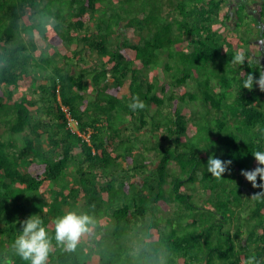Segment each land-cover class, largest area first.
I'll use <instances>...</instances> for the list:
<instances>
[{
  "label": "trees",
  "instance_id": "trees-1",
  "mask_svg": "<svg viewBox=\"0 0 264 264\" xmlns=\"http://www.w3.org/2000/svg\"><path fill=\"white\" fill-rule=\"evenodd\" d=\"M170 1L0 0V264H25L12 250L22 221L38 214L52 232L73 210L95 223L75 250L54 243L48 264H264V199L241 175L264 150V92L242 80L264 66L234 33L240 13L232 34L217 32L232 20L219 12L226 0H179L173 21L163 14ZM258 4L245 27L264 44ZM187 40L190 52L178 48ZM238 52L242 65L232 63ZM164 56L181 73L167 63L171 82L159 88L139 72ZM179 87L180 103L196 110L174 103ZM134 98L144 108H130ZM63 105L90 142L68 126ZM146 128L151 146L133 135ZM159 149L157 162L146 156ZM211 156L232 161L219 179L207 172Z\"/></svg>",
  "mask_w": 264,
  "mask_h": 264
},
{
  "label": "clouds",
  "instance_id": "clouds-1",
  "mask_svg": "<svg viewBox=\"0 0 264 264\" xmlns=\"http://www.w3.org/2000/svg\"><path fill=\"white\" fill-rule=\"evenodd\" d=\"M245 54L238 52L232 60L234 64H244ZM258 86L264 92V71H260L259 77L248 73L242 80V87L249 90ZM144 103L139 98H134L129 105L133 110L144 108ZM253 155L257 161L254 169H242L241 175L252 184L254 188L261 191L255 193L252 198L256 200L264 199V150H256ZM231 160H222L211 156L207 162V172L213 178L219 179L223 174L230 171ZM259 177L260 183L257 182ZM22 230L16 236L12 250L25 264H48L52 253L53 244L63 246L65 250H75L82 235L89 233L93 227L94 217L87 211H68L54 220V231L50 232L48 227L41 220L40 216L32 215L21 222Z\"/></svg>",
  "mask_w": 264,
  "mask_h": 264
},
{
  "label": "rangeland",
  "instance_id": "rangeland-1",
  "mask_svg": "<svg viewBox=\"0 0 264 264\" xmlns=\"http://www.w3.org/2000/svg\"><path fill=\"white\" fill-rule=\"evenodd\" d=\"M179 0H172V4H170L169 2H167V5L164 7V15L166 17H168L169 21H173L174 18H176V12L174 11V6L176 5V3L178 2ZM226 3L228 4H225L222 6V8L220 9L219 12L223 13V12H230L231 14V21L229 22V25H216V28H217V32H219V34H222L224 35H227V34H232L230 32V29L229 27H232L233 31L235 30V25L236 23L239 21L238 18L236 19V12L239 14H241L242 18H243V21L244 22H240V29L238 30V32H234V33H237L239 34L241 37H244V38H248V40L251 42L250 44V50H251V53H252V58L256 61H258L259 63H262L263 66H264V44H263V41L262 39L260 38V32L258 30L257 27H253V31H248L245 27L246 23H252V19L250 16H247V15H254V16H258V8H259V4H258V0H226ZM229 4H231V7H229ZM251 13V14H250ZM89 14V13H88ZM113 14V11L110 10L106 15V17H108L107 15H112ZM36 21H39V17H36L35 18ZM46 25H50L51 24V20H46L45 21ZM229 26V27H228ZM231 29V30H232ZM146 36H148L147 33H145ZM189 41H185L184 43L178 45V48L180 49H183V50H188L189 52L192 51V49L190 48L189 46ZM164 58V59H163ZM157 60L154 64L148 66V67H145V68H142L139 72V75L141 76V78L144 76V78L148 79V77L152 78V76H156L157 78V81L159 82L160 80V86L159 88H162L163 86H165V84H170V77H171V74L168 73V71L165 69L166 67V64L169 63L170 65H172L173 67H175L174 71L176 74H179L180 75V68H181V64H179L177 62V60H172L171 59V62L167 61L165 56ZM64 61H60V65L63 63ZM79 68V66H78ZM77 68V69H78ZM42 82H46V81H41V82H37V84L39 85L40 83ZM112 83V82H111ZM165 83V84H164ZM37 85V86H38ZM110 86H112V84H110ZM195 86V83L194 82H191L189 81L188 84L186 85L185 88H193ZM184 87H179L177 89L175 88H171V93L172 92H175V97H176V101H174V103H176V105L178 107H181L185 110H196V106H192V108L190 106H186V103H180V95L184 93V90H185ZM169 107V106H168ZM169 109V108H167ZM202 108H200L201 110ZM214 116V114H212V117ZM195 120V118H193V115H192V118H191V123H193V121ZM121 122V120H116V125H119V123ZM149 128H146L144 129L142 132L140 133H134L133 135L135 136H138L137 138L142 141V144H145L146 146H151L152 143H154L153 141L151 142V133L148 131ZM3 131H4V128H3ZM146 132V134H144ZM130 135V133L128 134ZM8 137V136H7ZM111 141L113 143V145H116L118 143V139L116 137H113L111 138ZM135 144H137L136 146L139 147V144L140 142H135L133 141ZM17 144L18 145H21L22 142L21 140L17 141ZM44 144V143H43ZM167 143H164V146H166ZM44 148H47V145H43ZM128 147H125L123 148V150H127ZM161 151V149L157 150V151H151V152H146V156L147 157H150L153 161L157 162V157H158V153ZM125 167L127 166L126 164H124ZM154 169H157V167L155 166ZM172 170L174 172H178L179 171V168L173 164L172 166ZM152 178L158 180L159 179V173L155 170L154 174L152 175ZM140 181V184L142 183V179H139ZM100 182H103L102 179H100ZM169 183V182H168ZM166 183L165 184V188H168L169 187V184ZM195 199L198 203L200 204H204V200L206 199V196L205 197H202L200 196V194H196L195 196ZM172 210L173 209H170L168 208L167 210H162L160 211V213H158V216L159 217V220L161 221V223L165 224V220L167 217L169 216H172L173 213H172ZM56 213L57 214H60L61 211L56 209ZM245 215L246 213H243V218H245ZM244 222V221H243ZM259 232H261V229H259Z\"/></svg>",
  "mask_w": 264,
  "mask_h": 264
},
{
  "label": "built area",
  "instance_id": "built-area-1",
  "mask_svg": "<svg viewBox=\"0 0 264 264\" xmlns=\"http://www.w3.org/2000/svg\"><path fill=\"white\" fill-rule=\"evenodd\" d=\"M59 89V88H58ZM58 94V99L61 102V98H60V91H57ZM62 110L64 111V113L66 114V119L68 121V126L71 128V130L73 132H77L79 135H81V138H83V140L90 142L91 141V135L92 132L88 131L87 133L85 132H80L77 128H78V121L72 116L70 109L67 106H62Z\"/></svg>",
  "mask_w": 264,
  "mask_h": 264
},
{
  "label": "crops",
  "instance_id": "crops-1",
  "mask_svg": "<svg viewBox=\"0 0 264 264\" xmlns=\"http://www.w3.org/2000/svg\"><path fill=\"white\" fill-rule=\"evenodd\" d=\"M69 57L73 58L70 54H69ZM75 62H76V60H75ZM61 66H65L64 62L61 64ZM114 86H115V84H112L111 87H114Z\"/></svg>",
  "mask_w": 264,
  "mask_h": 264
}]
</instances>
